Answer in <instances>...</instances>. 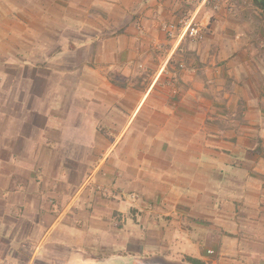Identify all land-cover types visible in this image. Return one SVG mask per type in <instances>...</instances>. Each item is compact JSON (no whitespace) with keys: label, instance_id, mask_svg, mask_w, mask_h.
<instances>
[{"label":"crops","instance_id":"1","mask_svg":"<svg viewBox=\"0 0 264 264\" xmlns=\"http://www.w3.org/2000/svg\"><path fill=\"white\" fill-rule=\"evenodd\" d=\"M253 6L206 16L200 0H0V97L28 104L0 112V264L178 261L174 249L264 264ZM193 19L197 40L162 28Z\"/></svg>","mask_w":264,"mask_h":264},{"label":"rangeland","instance_id":"2","mask_svg":"<svg viewBox=\"0 0 264 264\" xmlns=\"http://www.w3.org/2000/svg\"><path fill=\"white\" fill-rule=\"evenodd\" d=\"M200 4H201V8L198 11L200 12L202 9H204L203 15L206 14V16H211V15H213L214 12H218L220 10L223 11V12L225 11L227 14H232V15H234V14L246 15L247 14V15H255V16H257V13H256L257 10H255L254 6L248 0H223L218 8H214L212 5L210 6L208 4L203 3V0H200ZM223 5L225 7H223ZM230 7H232V8L230 9ZM190 10L192 12V10H194V9H190ZM189 13L190 12L187 10L186 13H184V16H186V15L188 16ZM199 20H194L193 19L192 22L195 23V24H197L199 26V28H200V35H201L202 34L201 33V31H202L201 30V27L202 26H201V24H198ZM184 23L185 22L182 23V21H178L176 23L175 22L174 23H165L162 26V28L165 31L164 27L172 24L174 26V33L176 31H178L179 29H181V32H182L183 31L182 27H183ZM202 29H203V27H202ZM166 34H167V32H166ZM4 58H8L9 60H12L13 59V56L3 57V59ZM7 69H8V72H9V73H7V74H9V77H8V79H9V87L11 88L10 85H12V83H13V81H12L13 80V77H11V76H13L14 72L12 71L13 70L12 69V66H10V67L8 66ZM15 74H16V72H15ZM20 74H21V72H20ZM14 83H15V88H17V85H21V86H23L24 84L26 86L28 85L27 82L23 83V82H19V81H14ZM11 98L12 97H10V100H11ZM38 104H40V103H38ZM39 106L40 105H38V108H39ZM27 108H28V104H24V105L21 104V105H19L18 103H13L12 100L9 101V102H4V98L0 97V112H5L6 113V117H9L8 114H11L12 112H18V111L23 112L25 110L27 111ZM9 118H11V117H9ZM11 120H12V118H11ZM11 120L9 121V123H13V122H11ZM6 122H8V121L6 120ZM34 122L36 123V125L37 124L39 125V124H41L43 122V120H42V118H38V119L36 118V120ZM13 124L11 126H13ZM22 127H23V125H21V128ZM6 138H9V136L6 137ZM9 142H11V140H5V143H9ZM3 156L4 157H7V153H5ZM4 170L7 171V172L11 171V169H9V168H4ZM11 218H8L10 222H12V219ZM22 219H25V218H22L21 217L20 220L22 221ZM139 250L140 249L137 248V247L132 248V251H134L132 256L134 258L136 256V254H137V256H142V255H139L138 253H135V252H140ZM122 251H123V249H118L117 252H119L118 254H120ZM165 256L167 258H169L170 260H178V261H180V262H182L184 264H196L195 261H193L191 259H187L182 254L178 253L177 252V249H174V252H171L170 254H166ZM114 264H123V263L115 262Z\"/></svg>","mask_w":264,"mask_h":264},{"label":"built area","instance_id":"3","mask_svg":"<svg viewBox=\"0 0 264 264\" xmlns=\"http://www.w3.org/2000/svg\"><path fill=\"white\" fill-rule=\"evenodd\" d=\"M223 0H203V3L212 5L214 8H218ZM232 7H230L231 9ZM165 32L169 36L173 35L174 33V26L172 24L164 27ZM184 35H187L192 40L198 39L200 35V28L197 24L193 23L192 21H186L182 27Z\"/></svg>","mask_w":264,"mask_h":264},{"label":"water","instance_id":"4","mask_svg":"<svg viewBox=\"0 0 264 264\" xmlns=\"http://www.w3.org/2000/svg\"><path fill=\"white\" fill-rule=\"evenodd\" d=\"M137 264H184L178 261H168L161 256H152L139 261Z\"/></svg>","mask_w":264,"mask_h":264},{"label":"trees","instance_id":"5","mask_svg":"<svg viewBox=\"0 0 264 264\" xmlns=\"http://www.w3.org/2000/svg\"><path fill=\"white\" fill-rule=\"evenodd\" d=\"M253 5L258 7L261 12L264 14V0H252ZM196 264H201L197 259H192Z\"/></svg>","mask_w":264,"mask_h":264}]
</instances>
